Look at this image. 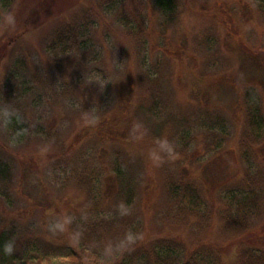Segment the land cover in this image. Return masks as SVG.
Masks as SVG:
<instances>
[{
    "label": "rangeland",
    "instance_id": "374dc122",
    "mask_svg": "<svg viewBox=\"0 0 264 264\" xmlns=\"http://www.w3.org/2000/svg\"><path fill=\"white\" fill-rule=\"evenodd\" d=\"M261 1L181 0L171 20L154 0H121L112 13L100 8L104 0H12L8 6L0 0V162L10 169L5 190L0 184L1 229L13 226L17 238L76 243L71 226L83 213L85 195L65 186L68 179L109 170L124 149L148 184L132 208L137 238L147 241L133 243L205 237V230L169 220L167 188L193 182L221 209L225 190L245 174L264 172ZM136 7L142 21L134 25L145 31L138 40L119 19ZM90 9L86 48L57 55L50 47L57 31ZM8 14L15 17L12 29ZM148 77L161 84L159 120L175 115L191 126L187 153L170 135L154 144L144 140L147 121L137 110ZM248 89L258 98L254 121L247 114ZM9 113L18 116L22 136L13 135ZM248 134L241 148L239 139ZM247 231L245 238L264 249V209ZM229 238L219 225L210 236L232 257Z\"/></svg>",
    "mask_w": 264,
    "mask_h": 264
},
{
    "label": "trees",
    "instance_id": "16d2710c",
    "mask_svg": "<svg viewBox=\"0 0 264 264\" xmlns=\"http://www.w3.org/2000/svg\"><path fill=\"white\" fill-rule=\"evenodd\" d=\"M4 1L7 6L12 2ZM154 2L161 14L171 20L177 16L181 4V0ZM117 3L120 4L121 0H104L100 8L112 13ZM259 5L264 13V1ZM91 13L93 16L92 9L78 14L71 23L57 31L50 44L54 51H58L57 55L66 57L86 48L85 32ZM130 13L131 16L121 15L119 19L130 36L138 40L145 31L141 24L134 23L141 22L142 17L137 7ZM141 84L146 97L145 103L139 105L137 116L147 121L143 127L144 140L154 144L170 135L174 140L178 139L180 149L187 153L192 142V128L187 125V119L174 115L159 120L163 97L161 84L152 77ZM245 96L248 118L254 121L260 114L258 98L251 89ZM6 120L13 127L15 137L23 135L17 115L9 113ZM243 137L239 139L241 148L248 146L250 138L249 134ZM107 171L76 172L65 185L75 186L85 195L83 213L73 220L71 226L76 243L52 244L34 235L26 239L17 238L13 226L7 229L0 227V264H264V249L260 250L245 238L252 217L264 209L263 171L245 174L236 188L225 190L222 196L225 205L221 209L208 201L201 187L193 182H170L167 188L172 203L169 220L183 228L205 230L207 235L189 242L167 236L154 237L149 244L133 243L147 241L137 238L138 220L132 210L142 194L145 196L148 192L140 164L124 149H119ZM9 179V165L0 162L3 190ZM148 204L145 199V206ZM218 225L221 233L230 236L228 240L234 249L232 257L210 239Z\"/></svg>",
    "mask_w": 264,
    "mask_h": 264
},
{
    "label": "clouds",
    "instance_id": "9594fccd",
    "mask_svg": "<svg viewBox=\"0 0 264 264\" xmlns=\"http://www.w3.org/2000/svg\"><path fill=\"white\" fill-rule=\"evenodd\" d=\"M5 23L9 27V29H12L15 27V17L12 14H8L5 18Z\"/></svg>",
    "mask_w": 264,
    "mask_h": 264
}]
</instances>
